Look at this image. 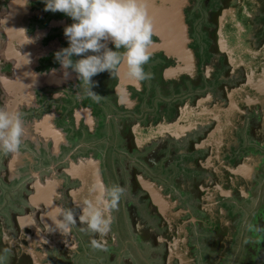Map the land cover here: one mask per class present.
<instances>
[{
  "label": "flooded vegetation",
  "instance_id": "1",
  "mask_svg": "<svg viewBox=\"0 0 264 264\" xmlns=\"http://www.w3.org/2000/svg\"><path fill=\"white\" fill-rule=\"evenodd\" d=\"M224 1L229 3L227 9L223 13L213 12L197 28L188 24L186 16L187 10L191 13L196 8V2L187 0L182 10L185 47L175 50L177 44L153 33L151 59L144 66L151 78L136 82L121 69L114 78L105 71L92 79L90 90L97 98L74 71L60 64L52 67L57 63L52 52L61 49L60 38L58 34L48 37L69 24L67 17L57 20L52 13L49 15L42 0H0V107L20 112L24 124L20 150L9 156L0 153V176L9 182L18 179L27 183L9 195H0V264H90L89 259L94 264H135V253L140 255L142 251L153 256V264L161 257L164 264H197V249L201 250L212 239L217 240L221 259L227 258L225 253L233 249V244L241 249L242 241L235 239L234 234L226 238L216 219L212 220L219 229L214 228L203 207L208 203V193L219 194L220 206L228 202L240 209L248 206L250 211L262 198L264 31L254 32L244 22L249 14L244 0H240L244 5L240 11ZM263 8L261 4L259 9ZM63 41L68 43L65 36ZM108 46L112 47L110 42ZM21 65L26 75L20 74ZM102 96L107 100H102ZM118 117L131 122L126 140L131 146L136 144V148L143 149L153 141L160 151L159 161L166 155V165L173 170L179 163L192 169L197 206L188 204L192 198L186 202L184 196L168 193L166 177H146L137 167L130 166L125 171L119 169L123 182L108 183L125 189L117 208L110 213V225L114 219L117 228L112 226L109 235L87 230L79 221L69 234H52L48 241L38 242L35 230L27 229L22 234L17 221L27 217L46 232L47 219L57 206L71 209L79 216L84 182L96 181L85 179L96 174V166L89 168L95 159L85 161L83 156L79 157L80 152L88 137L103 143L106 130L109 142L112 141L111 125ZM151 130L162 131V135L150 138ZM44 151L57 160H32L37 154L43 157ZM256 157L259 164L254 171L255 180L242 183L254 190L253 195L258 193L253 196L257 201L242 197L238 200L236 192L228 197L235 191L236 172L240 168V174L244 172ZM146 158L154 165L159 162L153 152ZM62 174L69 178L65 186ZM146 180L156 183L164 195L177 202L168 215L161 212ZM75 183L79 185L73 186ZM179 186L186 191L183 185ZM195 214L197 221L192 219ZM196 226L199 231L193 233L192 227ZM212 227L213 237L204 241ZM81 231L87 234L80 245H85V241L92 243L85 250L72 236L75 233L79 237ZM8 235L25 244H6ZM31 246L35 249L32 252ZM139 257L144 264H150L144 255Z\"/></svg>",
  "mask_w": 264,
  "mask_h": 264
},
{
  "label": "clouds",
  "instance_id": "2",
  "mask_svg": "<svg viewBox=\"0 0 264 264\" xmlns=\"http://www.w3.org/2000/svg\"><path fill=\"white\" fill-rule=\"evenodd\" d=\"M44 10L60 12L73 23L65 26L68 47L55 54L64 69L74 71L90 90L92 78L105 71L112 78L121 67L127 78L142 82L151 78L144 66L151 59L150 46L153 24L147 12L146 0H42ZM111 43L112 47L108 46ZM74 56L81 57L73 60ZM24 124L22 114L0 107V153L15 154L22 144ZM125 189L107 186L96 180L89 187L80 214L57 206L50 217L55 228L67 235L79 221L87 230L101 235L109 231L110 213L116 209ZM59 217V218H58Z\"/></svg>",
  "mask_w": 264,
  "mask_h": 264
},
{
  "label": "rangeland",
  "instance_id": "3",
  "mask_svg": "<svg viewBox=\"0 0 264 264\" xmlns=\"http://www.w3.org/2000/svg\"><path fill=\"white\" fill-rule=\"evenodd\" d=\"M192 0H190L191 2ZM196 2L195 5L196 8L190 13L189 10L186 12L187 21L190 26H196L197 28L201 27L203 22L208 21L210 16L213 12H224L225 9H227V5L229 6V3H226L224 0H194ZM228 2H231L230 4L234 5L235 8L240 11L241 8H243V4L240 0H228ZM244 3H246V6L249 8V14L247 17H245L244 22L247 25H251L254 32H263L264 31V8L259 9L261 4L264 5V0H244ZM205 4H208V7H205ZM43 9H44V3H43ZM229 8V7H228ZM49 15L50 13L53 14L54 18L57 20H61V18L65 17L66 15H61L60 13H53L50 11H46ZM242 17V13H238ZM67 17V16H66ZM69 20V24H71V18L67 17ZM37 23L41 22V19H36ZM51 23H49L50 25ZM48 25V27H49ZM66 25V26H67ZM64 28L60 27L57 28V30L53 31L51 35H49L48 39L54 38L56 34H58V38H60V43L58 45L62 48L68 47V43L63 41L64 35ZM31 33H33V29L30 30ZM58 52L55 50L52 52L53 54V60L55 58V54ZM81 57L74 56L73 60H78ZM58 62L52 66L53 68L58 66ZM51 67V68H52ZM60 67V66H59ZM58 67V68H59ZM95 80V76L92 78ZM102 100H107L105 96H102ZM92 106V105H88ZM131 122L129 121H123L121 118L118 117L117 121L113 125H111V128H114V130L111 132L114 137L112 138V141L109 142V132L106 130L107 134L104 135L103 143L97 142L92 140L90 137L86 138L85 147L81 150L80 156H83V158L89 161L90 158H94L95 162L100 167V175L102 177V181L105 185L110 186L108 183L111 181L115 183H121V181H124V176L119 173V169L125 168L127 170L131 167H137V170L141 172L144 176L148 177H160L163 179L166 177V181H168V184L166 185V189H168V193L174 195L178 194L179 196H184V199L186 202H190L191 198L192 201L188 203L194 208L197 206L196 201V192L195 189H193L192 183L195 181L193 179V173L192 169H187L184 167V164L179 163V165L173 170L169 165H166V155L163 158V160L159 161L160 159V151L156 149L158 147L157 144H155L153 141L150 142L148 145H146L143 149L136 148V144H133L131 146V143H127V130L131 127ZM105 134V133H104ZM88 136V134H86ZM38 144H35L37 146ZM94 145V146H93ZM32 146V144H31ZM33 145V147L35 148ZM32 150V149H31ZM41 150L43 151V146H41ZM33 152V150H32ZM155 153L158 163L155 165L148 161L146 156L150 153ZM6 156H9V154H6ZM41 158H44L45 160H53L56 161L57 158L54 156H50L46 151H44V156L41 157V155L37 154L36 156H33V161L38 162L39 160H42ZM77 163V161H76ZM80 164V162H79ZM81 165V164H80ZM3 167V166H2ZM4 168H2L3 170ZM131 169V168H130ZM108 170V171H107ZM109 173V174H106ZM7 173V172H6ZM63 178L61 179L64 183V186L68 184L69 178H67L65 175H63ZM153 180H156L152 178ZM79 184L75 183L73 186H78ZM160 185V184H159ZM179 185H183L184 189L186 191H183ZM27 183L23 182L20 183L18 179H16L13 182H9L5 180L2 176H0V195H9L10 193H13L17 188L19 187H26ZM4 193V194H3ZM262 196V202L255 203L254 206L256 207L255 212H251L249 214L250 209L247 206V209H240L237 206L230 205L228 202H225L226 205L230 207L228 209L230 211V221L235 222L236 220H239L243 217H249V221H247V225L243 229H241V223H238L237 230L234 233V238L242 241V247L240 249V246L238 244H233V249L226 252L225 255L227 256L226 259H221L220 255L218 254L219 247L216 246L215 241H210L208 244H206L201 250L197 249V252L195 253V258L197 260V264H264V236H257L254 234L252 227L250 226L251 216H256L257 221L259 217L264 219V188L261 192ZM258 193H255V196H257ZM68 199V198H67ZM258 198H255L253 201L256 202ZM238 200H240V197H238ZM258 202V201H257ZM253 204V203H252ZM248 205V204H247ZM253 211V210H251ZM77 213V211H76ZM198 214V212H195ZM2 214V213H1ZM114 224V219L112 220ZM211 223L214 228H218V224L211 219ZM113 229L115 230L117 228L116 224H114ZM128 224V223H125ZM111 226V229H112ZM209 227V225H208ZM207 227V228H208ZM214 228H210L208 230V235L205 237L204 241H209L210 238L213 236L211 233H213ZM196 231H199L198 226L192 227V232L196 233ZM121 232L125 233L124 229H121ZM85 234H87L85 231H81V235L79 237L75 236L76 234L73 233L72 236L75 238L77 243L80 246V249L85 250L87 247H90V242L86 243L85 245H80L81 240L84 242ZM214 244V246H213ZM96 248V247H95ZM144 255L147 262L150 264H153V256L150 254L145 253L142 251L140 255L135 253L134 256V262L135 264H144L145 262L140 259L139 256ZM142 258V257H141ZM88 263L94 264V261L89 259ZM157 264H164V257H161Z\"/></svg>",
  "mask_w": 264,
  "mask_h": 264
},
{
  "label": "crops",
  "instance_id": "4",
  "mask_svg": "<svg viewBox=\"0 0 264 264\" xmlns=\"http://www.w3.org/2000/svg\"><path fill=\"white\" fill-rule=\"evenodd\" d=\"M162 131H153L151 130L150 133H149V137L150 138H154L156 136H161L162 134ZM259 164V158H254L251 160L250 164L248 166L245 167V170L244 172H242L240 174V170L237 171V179H236V182L234 184V188H235V191H232L228 194V197H233L232 194H234V192L237 193L238 197H242L244 199H246L247 201L251 200L253 198V193H254V190L253 189H248L247 185H244V183H242V180L248 182L249 184L251 182H253L254 179V171L256 169V167L258 166ZM96 166V174H94L93 176H85V179H95V180H100L102 181V177L99 173V170H100V167L98 166V164L92 160L89 164V168L92 170V168H95ZM98 168V170H97ZM243 168V167H242ZM85 180V181H86ZM60 182V181H58ZM103 182V181H102ZM146 183V185H148L150 187L151 190H153L154 192H156V195H157V198H155V201L157 203V205L159 206L161 212L164 214V215H168V213L172 210V209H175V207L177 206V202L172 200L171 196H166L164 195L163 193V189L162 188H158L157 184L156 183H151L150 181H144ZM60 184V183H59ZM59 184H56L57 187H59ZM92 185V182L91 183H85L84 182V186L80 192V195L83 197V200L80 202L81 203V207H82V204H83V201L86 199V198H90L89 196V187ZM259 185V184H258ZM56 187V189H57ZM41 189H45L43 186H41ZM262 194V193H261ZM218 193H208V197H207V204L203 207V211L207 214L208 217H210L211 219H216L219 221V223H221V228H223V234H225L227 237L226 238H232L233 234L238 231L237 229V225L238 223H241L242 222V225H241V229H243L245 227V223H247V221H249V217H243V218H240L239 220H236L235 222L233 221H230V211L228 209H230V205H226L223 203V205L220 206V203L222 200L218 201ZM255 198V197H254ZM253 198V199H254ZM260 200H258L260 203L262 202V199L261 197H259ZM38 200V199H37ZM37 200L34 199L35 202H37ZM246 201V202H247ZM258 203V202H257ZM256 210V207L254 208L253 211H250L249 214H251V212H255ZM55 216V213L52 211L50 213V217H54ZM50 217L47 219V222L48 224H46V232H42L41 229L37 228L34 224H33V221L27 217V218H24L20 221H17V225L18 227L20 228L21 230V233L22 234H25L27 229H31V231L35 230V235L36 238H37V241H48V239H52L51 238V235L52 234H61V232L55 228V225L53 224L52 220L50 219ZM196 214L192 217L193 221H197L196 220ZM59 218V217H58ZM251 219H252V222L250 221V225L252 227L251 230H253L254 234L257 235V236H261L263 237L264 236V219H262L261 217H259L258 221H257V218L256 216H251ZM256 220V221H254ZM241 221V222H240ZM245 222V223H244ZM206 227H208L209 223H206L205 224ZM236 228V230L234 231V229ZM111 225H110V228H109V231L104 234V235H109V233H111ZM234 232V233H233ZM55 236V235H53ZM6 239V244H9V245H17L18 243H21V244H25V243H22L20 240L17 239V237H11L8 235V237L5 238ZM60 239V238H59ZM58 240V238L56 239V241ZM2 242V240H1ZM101 242H105V241H101ZM25 250L27 252H29L28 249L25 248ZM34 246H31L30 247V251H34Z\"/></svg>",
  "mask_w": 264,
  "mask_h": 264
},
{
  "label": "water",
  "instance_id": "5",
  "mask_svg": "<svg viewBox=\"0 0 264 264\" xmlns=\"http://www.w3.org/2000/svg\"><path fill=\"white\" fill-rule=\"evenodd\" d=\"M186 5L187 0H146L147 12L153 24V33H157L164 41L170 40L177 44L175 50H182L186 44V26L182 15V10ZM156 47L158 46L153 48ZM185 56L187 57V55ZM182 59L186 61L187 58L183 57ZM20 62L24 61L21 59ZM122 71L124 72L123 67H121ZM20 72L21 75L27 74L23 71V65H21ZM146 186L150 189L148 185ZM151 192L154 198H157L156 192L153 190ZM254 208L253 204L251 210Z\"/></svg>",
  "mask_w": 264,
  "mask_h": 264
}]
</instances>
